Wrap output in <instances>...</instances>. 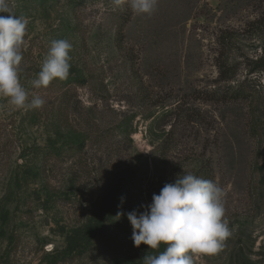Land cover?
Instances as JSON below:
<instances>
[{
    "label": "rangeland",
    "instance_id": "374dc122",
    "mask_svg": "<svg viewBox=\"0 0 264 264\" xmlns=\"http://www.w3.org/2000/svg\"><path fill=\"white\" fill-rule=\"evenodd\" d=\"M8 2L46 103L0 97V264H143L127 213L184 170L225 190L232 231L194 264H264V0ZM54 39L69 75L35 88Z\"/></svg>",
    "mask_w": 264,
    "mask_h": 264
},
{
    "label": "clouds",
    "instance_id": "9594fccd",
    "mask_svg": "<svg viewBox=\"0 0 264 264\" xmlns=\"http://www.w3.org/2000/svg\"><path fill=\"white\" fill-rule=\"evenodd\" d=\"M121 2L116 0L117 5ZM127 3L133 13L151 16L158 0ZM28 24L27 17L12 12L8 0H0V97L22 110L39 109L46 103L39 95L29 98V91L19 78ZM71 49L67 39L52 40L32 86L47 88L54 79H66L71 68ZM225 197V190L217 182L184 170L174 182L165 183L159 194L154 193L149 205H141L143 212H128L134 245L143 243L157 250L145 254L143 264H194L196 255L219 252L232 235L225 218ZM121 215L117 213L118 218ZM162 244L165 247L159 251Z\"/></svg>",
    "mask_w": 264,
    "mask_h": 264
},
{
    "label": "trees",
    "instance_id": "16d2710c",
    "mask_svg": "<svg viewBox=\"0 0 264 264\" xmlns=\"http://www.w3.org/2000/svg\"><path fill=\"white\" fill-rule=\"evenodd\" d=\"M205 179L212 180V178H211V175H210V172H209V171H207V172L205 173Z\"/></svg>",
    "mask_w": 264,
    "mask_h": 264
}]
</instances>
